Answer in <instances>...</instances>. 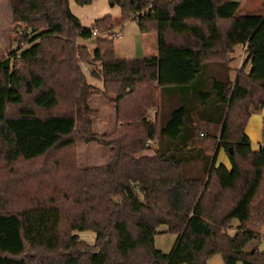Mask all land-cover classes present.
<instances>
[{
    "label": "trees",
    "instance_id": "trees-1",
    "mask_svg": "<svg viewBox=\"0 0 264 264\" xmlns=\"http://www.w3.org/2000/svg\"><path fill=\"white\" fill-rule=\"evenodd\" d=\"M109 1L121 21L156 33L155 56L115 58L111 18L83 26L68 0H9L20 28L0 59V170L14 176L0 180V264H206L216 253L256 264L248 258L264 249L244 248L264 213L238 215L220 195L245 170L264 169V130L256 150L244 131L249 108L264 104V13L234 0ZM237 46L245 57L231 80ZM83 62L99 64L89 74L100 88ZM92 94L112 104L111 132L91 131ZM78 140L107 147L105 163L77 169L71 158L60 170L54 158L14 171ZM219 149L228 167L215 165ZM251 180L260 187L264 175ZM159 225L175 235L165 253L153 244Z\"/></svg>",
    "mask_w": 264,
    "mask_h": 264
},
{
    "label": "rangeland",
    "instance_id": "rangeland-1",
    "mask_svg": "<svg viewBox=\"0 0 264 264\" xmlns=\"http://www.w3.org/2000/svg\"><path fill=\"white\" fill-rule=\"evenodd\" d=\"M240 3L239 10L244 13H264V0H234ZM68 6L71 13L77 17L78 21L83 26H88L93 20L101 18L103 16H108L111 18L113 30L117 29L118 25H121L122 38L113 37V45L115 46L117 56L120 54L121 49L124 48L125 45H133L138 46V33L139 30L135 21L131 19H125L123 21L120 20V8L117 4H111L109 0H91L88 3L80 4V2L76 0H68ZM17 24H15L11 20L10 8H9V0H0V59L4 58L8 51L14 47V38L17 32L19 31ZM153 32V31H150ZM100 35H106V32H99ZM83 44L86 45L89 52L92 51L93 45H89L88 41H84ZM119 51V52H118ZM227 57L230 59L229 66L231 68L230 79H233L235 70L240 68L241 63L244 60L245 53L244 49L241 46L235 47ZM82 71L85 75L86 82L90 84L93 88H100L101 83L96 78L89 74L91 69L97 70L99 64L98 63H81ZM244 69H247V65H245ZM87 104L92 110H96V115L94 114L91 123V131L100 134V133H108L111 132L115 127V119H114V109L113 106L105 96L100 94H92L87 99ZM15 110V108H14ZM152 109H148L146 115H148L149 111ZM13 108H9L8 112L12 113ZM250 114H254L257 111L249 108ZM264 112V107L260 113ZM250 123V119L246 128V133L251 137V133L248 130ZM264 130V123L260 130V138L261 133ZM253 139V137H252ZM251 139V140H252ZM262 143H260L261 145ZM251 145L254 149L258 148L255 143L251 141ZM259 145V146H260ZM150 154V151L145 152ZM109 155V150L107 147L101 146L94 142H83L82 140L75 141L74 145L69 148H64L55 152H51L49 155L41 157L35 161L27 162L21 164L19 166H15V172L18 175H23L24 172H29L33 170H37L39 168H47L51 166V161L54 158H57L60 162L61 169L66 168L68 163L74 159V166L77 169L87 168L92 166H99L105 163L107 157ZM221 156L218 155V159ZM224 161H226L224 159ZM217 162H220L219 160ZM3 170V171H2ZM250 170V169H247ZM245 170V171H247ZM244 171V172H245ZM255 171V170H254ZM5 169L0 170V180H6L12 175L5 174ZM264 175V172L261 171L254 172L251 176L254 178H261ZM14 176H12L13 178ZM224 201V200H223ZM225 203V202H224ZM251 209L258 207L261 205L263 210L252 211L249 215L254 214L258 211L264 213V182L260 185L257 193L255 194L252 201ZM226 204V203H225ZM235 223V221H234ZM157 232L153 237L154 247L162 252H168L174 242L175 235L172 233L165 232L164 225H159L156 228ZM233 229L229 230V233H232ZM90 231H78L77 235L85 240L88 243H92ZM93 235V234H92ZM213 246V245H212ZM264 249V224H262L258 228L257 238L250 241L244 248V251L249 252L251 249ZM253 262V258H248ZM260 259V258H257ZM264 261V259H260ZM206 264H223L222 258L220 254H214L209 257L206 261Z\"/></svg>",
    "mask_w": 264,
    "mask_h": 264
},
{
    "label": "crops",
    "instance_id": "crops-1",
    "mask_svg": "<svg viewBox=\"0 0 264 264\" xmlns=\"http://www.w3.org/2000/svg\"><path fill=\"white\" fill-rule=\"evenodd\" d=\"M112 32H120L121 31V25L117 26V29L113 30L112 27ZM121 36L119 39L122 38V33H120ZM84 41H81L83 43ZM88 44L91 45L92 41L89 40ZM92 46V45H91ZM243 47V46H241ZM119 52V51H118ZM116 49L115 46L113 45V56L118 59H130V58H139V57H147V56H155L157 54V41H156V33L155 32H140L138 33V46H133V45H125L123 49H121L120 54L117 56L115 55ZM248 67V64H246ZM98 80V79H97ZM99 81V80H98ZM101 83V82H100ZM264 107V104L262 105L261 109L258 110V113L250 114L248 117V120L245 125V134L247 135L249 141H250V146L252 150H256L252 147L251 141L255 143L257 147H259L261 143V138H260V130L261 127L264 123V112L260 113ZM154 113V109L149 111L148 115H146V118H151ZM249 123L248 130L250 131V136L246 133V128ZM253 137V139H252ZM252 139V140H251ZM218 155L221 156L218 159ZM224 159L226 161H224ZM220 162H217V161ZM223 164L224 166L228 167V161L227 158L224 154V152L219 149L216 153L215 156V165L217 164ZM262 173L264 172V169L259 170ZM254 170H247L243 172L238 178H236L234 181H232L221 193V198L224 200L226 205L232 209L235 213L238 215H248L252 211L256 210H263V207L258 206L253 209H251L252 206V201L257 193L259 187L257 186L256 183H253L251 178L252 174H254ZM91 239H93V235L91 234ZM213 247L217 248L215 245ZM259 249V248H258ZM219 254V253H217ZM253 262L256 264H264V261H261L260 259H253Z\"/></svg>",
    "mask_w": 264,
    "mask_h": 264
},
{
    "label": "built area",
    "instance_id": "built-area-1",
    "mask_svg": "<svg viewBox=\"0 0 264 264\" xmlns=\"http://www.w3.org/2000/svg\"><path fill=\"white\" fill-rule=\"evenodd\" d=\"M112 35L114 36V37H120L121 36V34H120V32H112Z\"/></svg>",
    "mask_w": 264,
    "mask_h": 264
},
{
    "label": "water",
    "instance_id": "water-1",
    "mask_svg": "<svg viewBox=\"0 0 264 264\" xmlns=\"http://www.w3.org/2000/svg\"><path fill=\"white\" fill-rule=\"evenodd\" d=\"M81 4V3H80ZM92 41V40H91Z\"/></svg>",
    "mask_w": 264,
    "mask_h": 264
}]
</instances>
